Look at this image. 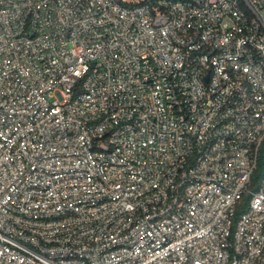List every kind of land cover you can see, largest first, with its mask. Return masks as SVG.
Returning a JSON list of instances; mask_svg holds the SVG:
<instances>
[{
	"label": "built area",
	"instance_id": "1",
	"mask_svg": "<svg viewBox=\"0 0 264 264\" xmlns=\"http://www.w3.org/2000/svg\"><path fill=\"white\" fill-rule=\"evenodd\" d=\"M263 141L264 0H0V264H264Z\"/></svg>",
	"mask_w": 264,
	"mask_h": 264
},
{
	"label": "trees",
	"instance_id": "2",
	"mask_svg": "<svg viewBox=\"0 0 264 264\" xmlns=\"http://www.w3.org/2000/svg\"><path fill=\"white\" fill-rule=\"evenodd\" d=\"M263 179H264V141L260 148L257 166L251 178L250 188L257 189ZM250 197H251L250 194L245 195L238 214L243 212V210L247 207V205L249 204Z\"/></svg>",
	"mask_w": 264,
	"mask_h": 264
}]
</instances>
